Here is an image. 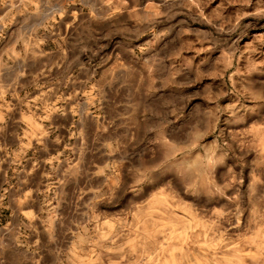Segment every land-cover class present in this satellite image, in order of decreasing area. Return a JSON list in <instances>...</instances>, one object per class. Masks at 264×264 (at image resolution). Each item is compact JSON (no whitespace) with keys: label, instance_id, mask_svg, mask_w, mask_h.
<instances>
[{"label":"rangeland","instance_id":"rangeland-1","mask_svg":"<svg viewBox=\"0 0 264 264\" xmlns=\"http://www.w3.org/2000/svg\"><path fill=\"white\" fill-rule=\"evenodd\" d=\"M0 26V97L23 106L28 137L62 136L51 103L68 88L66 109H84L94 82L77 72L96 63L131 109L160 114L119 157L17 160L51 171L13 181L99 188L86 209L51 207L82 221L67 264H264V0H0ZM51 54L74 71L54 89ZM59 103L55 121L70 125Z\"/></svg>","mask_w":264,"mask_h":264},{"label":"crops","instance_id":"crops-1","mask_svg":"<svg viewBox=\"0 0 264 264\" xmlns=\"http://www.w3.org/2000/svg\"><path fill=\"white\" fill-rule=\"evenodd\" d=\"M6 29L7 26H0V78L8 62L9 41L3 38ZM15 63L16 77L22 78V66H18L21 64L20 59L17 58ZM69 63V57L65 54H51V89L52 85L53 89L55 88L56 79L71 78L74 71ZM99 67L98 63L81 66L77 72L86 85L94 82V86L86 87L87 96L80 100L84 109L79 112L71 108L66 109L70 103L68 96L71 94L68 88L58 96H63V99L52 101L54 108L51 106V112L53 108L54 121L51 124L59 128L62 136H49V143L45 145L41 144L40 137L31 138L23 134V106L17 105L15 110L10 111L7 103L0 97V264H67L66 256L69 253L78 251L82 254V249L66 246L65 242L72 232L82 233V221H76L77 219L70 215L52 214L51 207L79 206L86 209L89 191L99 190L94 186L89 188L87 183L67 185L47 181L42 185H29L13 181L23 173L44 176L46 170L48 173L51 171L50 167H42L40 161L37 166L32 162L27 168L17 160L27 163L28 159H38L41 156L51 158L57 154L64 158L80 160L105 156L119 157L127 152L130 144L135 143L138 125L160 118L158 111L131 109L135 107L134 100L117 97L119 88L112 82L116 73L111 68L99 71ZM108 79L113 86H106L108 83L105 80ZM58 102L61 104L59 107L63 108V114L70 117V125L55 121ZM84 119L92 121V130H86L82 124ZM73 127L75 129H72ZM122 130L132 136V140L125 141L110 136L114 133L120 134ZM76 132L78 136L74 137ZM92 136L93 139H90ZM68 144L70 146H67ZM68 192H73V198ZM45 207L48 208L47 214ZM69 223H78V226L67 225Z\"/></svg>","mask_w":264,"mask_h":264}]
</instances>
